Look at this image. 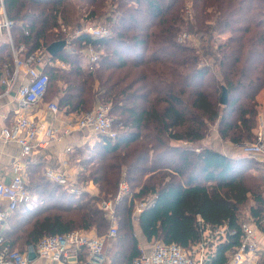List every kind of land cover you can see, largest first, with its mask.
Masks as SVG:
<instances>
[{"label": "trees", "instance_id": "trees-1", "mask_svg": "<svg viewBox=\"0 0 264 264\" xmlns=\"http://www.w3.org/2000/svg\"><path fill=\"white\" fill-rule=\"evenodd\" d=\"M75 2L88 10L84 26L102 17L109 32H81L47 56L43 100L51 84L58 111L81 115L103 101L116 136L97 137L90 151L77 149L76 182H92L97 194L78 185L79 192H68L29 166L30 200L4 220L3 244L25 252L46 235H104L110 221L98 204L115 200L123 182L114 204L117 232L104 241L103 264H130L140 255L135 225L150 243L186 249L206 229L223 227L208 244L206 264H226L247 221H241L242 205L250 199L252 217L264 215V176L251 173L254 158L229 157L204 139L213 124L233 144L252 136L256 95L264 87V0H3L12 42L25 47L21 59L65 40L62 27L68 33L83 27ZM182 32L197 35L199 44L184 42ZM88 47L99 57L92 69L81 62ZM56 60L65 67L52 64ZM4 64L13 66L7 40L0 41V71ZM139 200L146 205L134 216Z\"/></svg>", "mask_w": 264, "mask_h": 264}, {"label": "built area", "instance_id": "built-area-1", "mask_svg": "<svg viewBox=\"0 0 264 264\" xmlns=\"http://www.w3.org/2000/svg\"><path fill=\"white\" fill-rule=\"evenodd\" d=\"M12 25L13 21L6 15L3 0H0V34H5L13 59L12 68L8 64L3 65L0 74V86H3L0 89V98L10 95L14 90L19 107L28 108L43 101L47 89V76L43 73L42 67L46 63L45 57L48 53L46 47H41L21 59L19 55L25 47L23 44L18 46L13 44L10 34ZM61 31L65 33V42L68 44L70 39L81 32L88 33L92 37H101L107 35L109 29L106 23L100 22L94 25H85L73 33H68L65 27H62ZM24 33H27V30H24ZM86 55L87 67L92 69L98 61V54L91 47H88ZM21 68L24 69L25 79L17 83ZM45 106L48 111L58 113L56 102L48 101ZM108 109L107 103H95L90 110L79 116L76 127L97 137L114 138L116 129ZM14 113L15 117L12 123L0 128V142L16 143L20 147V155L27 156L35 145H41L39 143L42 141L37 139L41 127L25 112L15 109ZM68 130L65 129L64 132H68ZM54 132H56L55 128L46 130V134L50 137ZM238 146L241 153L260 161L264 166V135L262 132H257L252 141L242 142ZM70 150L69 146L65 148L66 152H70ZM63 162H66V159ZM43 175L49 181L64 187L68 192H79L77 184L73 183L64 172L48 168L43 171ZM125 189L126 184L122 182L116 199L122 195ZM92 193L97 194L98 188L96 187ZM29 200L30 195L23 166L19 163L14 164V175L8 182L2 179L0 171V227L20 202ZM145 205V201H137L133 215L136 216ZM98 207L111 221L104 236H99L91 231L71 230L63 234L43 236L35 245L28 246L25 252H20L18 249L9 248L3 244L0 231V264H32V256L61 264H103L105 238L114 237L117 230L114 223L115 214L112 201L102 200ZM241 231L240 242L230 252L226 264H244L247 256L259 246L257 226L251 219L241 224ZM223 233V227L208 229L203 233V237L198 243L187 249L173 242L164 243L161 240H154L149 244L147 250L141 248L140 255L135 257L130 264H206L209 259L207 252L209 242H213L219 234L223 235ZM82 254H86L84 260Z\"/></svg>", "mask_w": 264, "mask_h": 264}, {"label": "crops", "instance_id": "crops-1", "mask_svg": "<svg viewBox=\"0 0 264 264\" xmlns=\"http://www.w3.org/2000/svg\"><path fill=\"white\" fill-rule=\"evenodd\" d=\"M0 37H2L0 38V41L7 40L4 33L0 34ZM47 56L49 55L47 54ZM47 56L45 57V62L48 60ZM84 59H86V57H84ZM81 60L83 61V58ZM52 64L60 65L62 68L65 67V65L58 60ZM24 79V69L21 68L17 83L22 82ZM2 88L3 86H0V89ZM261 94H264V87L258 96ZM45 104L46 102L42 101L37 105L28 108L19 107L17 99L15 98L14 90H12L10 95L0 98V128L3 126H9L12 123V120L15 117L14 110L18 109L20 112H25V114L32 118L37 125L41 127L37 139L42 141L39 143L41 145H35L27 156L20 155V147L16 143L0 142V171L4 181L8 182L11 179L14 175V164L19 163L23 166L26 178L29 166H38L41 173L48 168L55 169L64 172L73 183H76V175L80 169V157L77 153V149L85 143L89 144L85 131L76 127V121L80 115L73 112L67 113L61 110L55 114L48 111ZM54 128L56 129V132H54L51 137L46 134V130ZM65 129H69L68 132H64ZM212 134L211 138L205 140L207 145L229 157L236 158L242 156L238 144L230 142L226 143L227 141L222 142L217 130H214ZM67 146L71 148L70 152L65 151ZM65 159L66 162H63ZM258 174L264 176L263 173ZM95 188L96 186L92 182L85 183L84 190L92 193ZM2 227L3 224L0 227V231L2 230ZM135 234L138 239L139 248L147 250L150 243L145 239L140 228L136 225ZM31 260L32 264H61L48 262L34 256L31 257Z\"/></svg>", "mask_w": 264, "mask_h": 264}, {"label": "rangeland", "instance_id": "rangeland-1", "mask_svg": "<svg viewBox=\"0 0 264 264\" xmlns=\"http://www.w3.org/2000/svg\"><path fill=\"white\" fill-rule=\"evenodd\" d=\"M75 3L76 4H75L74 9L76 8L75 10H79L82 13V16L81 17H78L79 18V21L82 24L81 25V27H82V26H84L83 23H85V24L87 23V21H85V16L88 14V10H85L86 5L80 6L79 3H77V2H75ZM188 8H189V6H187V8L185 9V12H184L186 19H189L190 18V14H191V10H189ZM101 18L102 17H99L97 20L93 21L94 23H92V24L94 25V24H97V23H100V22L106 23V22L102 21L103 19H101ZM0 38H2V37H0ZM181 39L184 42H186L188 44H191V45L197 46L199 44V40H198V36L197 35L193 36L191 34H187L186 32H182L181 33ZM82 63L85 65L86 64V59L83 58ZM1 71H0V74H1ZM49 87L50 88H49L48 94H47L46 98L43 101L44 102H47V101L57 102V98L49 97L50 93H52L51 92L52 91L51 90V88H52L51 84H50ZM260 91H259V93H260ZM259 93L256 95V101H257L256 111H257V114L255 116V126L252 129V136H251L250 139H247L244 142H246V141H252L253 138H254V136H255V134L257 132H259V131L262 132L263 135H264V94H261L260 96H258ZM258 97H260V98H258ZM97 102H103V101L97 100V101H95L93 103V105L95 103H97ZM214 130H217L216 124H213V125H211L209 127V131H208V133H207V135H206V137L204 139V143H205V140H207V138H211V136L213 135L212 133L214 132ZM86 136H87V139L89 141V144L88 143H85V144H83L81 146V148L82 149H85L86 151H90V150H92L94 148V147L92 148V146L93 145H96L95 143L97 141V136L94 135V134H92V133H86ZM221 141L222 142H226V140H223V139H221ZM228 142L229 141H227L226 143H228ZM241 155H245V154L242 153ZM250 164L252 165V166H250L251 167L250 169L252 171L251 173H256V174L263 173L264 174V168H263V165H262V163L260 161H258L256 159H253V160H251ZM76 184L78 185V187L80 189H83L84 190V186H85V183L84 182H79L78 181V182H76ZM111 201H112V207L114 208L115 200H111ZM250 203H251V200L249 199L248 201H246L242 205L241 211H240L241 221L251 219L255 223V225L257 226V239L259 241V246H258V248L256 250H254L251 254H249V256H247L246 260L244 261V264H264V215L263 216H260L259 217V220H256L254 217H252V215L250 213V210H249ZM114 214H116L115 213V208H114ZM117 220L118 219H117V217L115 215L114 223L116 224V226H118ZM110 223H111V221H110ZM109 226H110V224H109ZM87 231H91V232L95 233L93 230H87ZM206 231H208V229H206L205 232ZM104 235H100V236H104ZM111 239L112 238H110V239L109 238H105V241H107V245L110 243V240Z\"/></svg>", "mask_w": 264, "mask_h": 264}, {"label": "water", "instance_id": "water-1", "mask_svg": "<svg viewBox=\"0 0 264 264\" xmlns=\"http://www.w3.org/2000/svg\"><path fill=\"white\" fill-rule=\"evenodd\" d=\"M66 42L64 39L56 40L49 43L46 46V51L49 56L55 55L57 52L62 51L65 48ZM227 102V92L226 88L222 86V91L220 95V103L225 104Z\"/></svg>", "mask_w": 264, "mask_h": 264}]
</instances>
